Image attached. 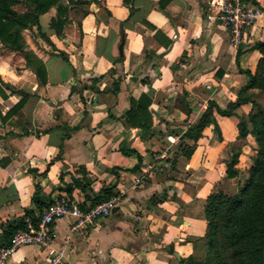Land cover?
Instances as JSON below:
<instances>
[{
    "label": "crops",
    "instance_id": "0c3cea01",
    "mask_svg": "<svg viewBox=\"0 0 264 264\" xmlns=\"http://www.w3.org/2000/svg\"><path fill=\"white\" fill-rule=\"evenodd\" d=\"M62 2L69 9L62 35L52 26L56 6L24 31L27 49L46 65V84L0 40V245L7 220L40 212L36 192L45 203L67 193L88 207L110 189L119 203L109 216L78 228L72 216L52 225L60 264H189L181 259L207 232V197L216 186L227 191L256 152L245 141L240 173L228 177L238 122L253 101L264 103L259 89H245L262 56L254 45L264 40V0H246L262 14L239 46L217 18L216 0H133V10L124 0ZM24 92L21 111L6 116ZM239 97L233 115L214 111L222 139L209 125L191 156L183 155V135L210 102L226 109ZM131 99L148 104L150 128L128 123ZM50 258L31 244L10 262Z\"/></svg>",
    "mask_w": 264,
    "mask_h": 264
},
{
    "label": "trees",
    "instance_id": "16d2710c",
    "mask_svg": "<svg viewBox=\"0 0 264 264\" xmlns=\"http://www.w3.org/2000/svg\"><path fill=\"white\" fill-rule=\"evenodd\" d=\"M131 7L133 0H124ZM24 4L26 11L16 9ZM57 7V17L52 19V26L59 35L68 22L69 11L62 0H0V40L10 49L23 53L29 67L35 70L39 83L46 84L48 81L47 68L44 61L32 50L27 49L24 31L39 23V16ZM44 38L51 40L44 35ZM262 54L257 70L250 75V81L245 89H259L264 93V40L255 45ZM66 56L65 53H62ZM94 82L97 79L93 80ZM3 83V82H1ZM4 84V83H3ZM10 87L8 84H5ZM1 90V86H0ZM30 93L24 92L22 99L15 104L6 114L18 113ZM243 98L239 97L230 103L226 109H222L215 103L210 102L209 107L195 124L189 126L182 137L180 146L183 155L190 157L194 152L197 141L202 137L204 129L213 125L219 138L222 133L215 117L216 110L222 115H233V110L238 107ZM254 107L245 118L238 122L237 143L231 148L230 158L227 160V175L229 178L237 177L240 173L236 167L242 153V145L245 141L252 140L255 155L249 165L247 176L238 190L228 193L221 186H216L214 191L207 197L204 212L207 220V232L203 237L195 240V253L187 258H182L183 263L189 264H264V103L253 101ZM148 104L142 99H131V105L126 113L128 123L133 127L147 129L152 126V120L147 117ZM191 140L190 145L186 141ZM71 188L68 192H71ZM114 192L104 189L93 199L94 205L103 201ZM34 202L39 206L40 212L50 203H45L36 192ZM153 202H158L153 198ZM82 207H84L81 204ZM39 212V213H40ZM36 219V214L26 210L23 215L6 221L5 235L7 245L12 234L26 226V218Z\"/></svg>",
    "mask_w": 264,
    "mask_h": 264
},
{
    "label": "built area",
    "instance_id": "2783aa9c",
    "mask_svg": "<svg viewBox=\"0 0 264 264\" xmlns=\"http://www.w3.org/2000/svg\"><path fill=\"white\" fill-rule=\"evenodd\" d=\"M217 18L225 24L230 32V38L235 46L244 42L245 30L254 24L262 14L261 8L249 6L246 0H216ZM144 175L137 176L136 182L143 183ZM119 196L113 194L109 198L88 207L81 204L69 194H62L52 200L36 219L27 217L26 226L16 230L7 245H0V264H11V256L22 246L36 244L48 249L51 254V264L62 262L63 251L53 249L58 234L52 225L57 220L72 216L75 218L74 228L93 224L102 217H107L116 209Z\"/></svg>",
    "mask_w": 264,
    "mask_h": 264
},
{
    "label": "rangeland",
    "instance_id": "374dc122",
    "mask_svg": "<svg viewBox=\"0 0 264 264\" xmlns=\"http://www.w3.org/2000/svg\"><path fill=\"white\" fill-rule=\"evenodd\" d=\"M253 141L252 140H248V143H252ZM253 160V158H252ZM252 160L249 162L248 166H243L241 167V170H242V174L241 176L239 177V179H235L234 181L232 182H228L227 183V187H226V190L228 191V193H233V192H236L238 190V186L239 184H242L247 176V172H248V168H249V165L250 163L252 162ZM245 165H246V162H248V160L246 161L245 159Z\"/></svg>",
    "mask_w": 264,
    "mask_h": 264
}]
</instances>
